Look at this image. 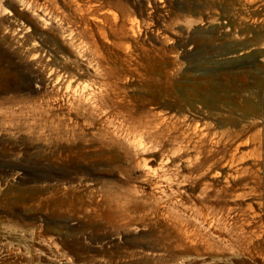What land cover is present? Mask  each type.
Masks as SVG:
<instances>
[{
    "label": "rangeland",
    "instance_id": "rangeland-1",
    "mask_svg": "<svg viewBox=\"0 0 264 264\" xmlns=\"http://www.w3.org/2000/svg\"><path fill=\"white\" fill-rule=\"evenodd\" d=\"M44 1L63 17L45 25ZM71 79L91 101L68 106L58 84ZM69 112L90 126L64 143ZM110 113L204 124L201 156L221 163L241 145L262 163L264 0H0V264H264L263 169L252 194L211 200L226 220L199 225L195 244L170 220L114 212L116 193L138 195L143 149L104 139L96 123Z\"/></svg>",
    "mask_w": 264,
    "mask_h": 264
},
{
    "label": "bare ground",
    "instance_id": "bare-ground-1",
    "mask_svg": "<svg viewBox=\"0 0 264 264\" xmlns=\"http://www.w3.org/2000/svg\"><path fill=\"white\" fill-rule=\"evenodd\" d=\"M44 3L45 11H40L39 17L45 25L52 23L54 18L63 17L56 7L45 1ZM6 19L14 23L16 29L22 33L31 29L32 21L28 18L23 21L7 11ZM24 43L28 48L37 46V42L30 37L25 39ZM58 89L69 92L67 103L70 107L74 104L80 105L83 101H91L93 98V89L85 81L72 79L62 81L58 84ZM68 109L72 111L71 108ZM96 125L103 128L105 140L119 145L117 140L122 139L134 149H143L136 159V165L142 170L141 179H138V195L116 193L109 199L113 211L125 215L136 209L146 217L170 220L176 229V236L185 240V243L188 242L187 244L194 241L199 225L212 227L226 220L225 210L211 200L223 196L240 199L252 194V190L245 187L249 175L254 172L253 169L264 171L263 159L262 163L259 161L251 165L246 163L247 156H243L241 145L235 146L231 153L224 155L221 163L213 162L212 156H201L204 151L207 154L201 140L210 134V130L204 124L196 123L193 126L183 119L174 120L165 115L156 119L146 115L125 119L118 114L110 113L102 117ZM88 126H90L88 115L75 117L69 112L67 118L64 117L60 122L59 133L63 142L67 143L70 133L79 137L81 131L83 132ZM145 138L159 144L161 148L149 151L144 142ZM65 150L68 152L69 148L66 147ZM73 156H77V161L81 156L84 159V155L76 151L73 152ZM125 156L131 157L126 151ZM48 175L50 177L49 173ZM217 184H221V187L217 188ZM211 190L214 193H210ZM248 208H252V205L248 204ZM231 210L232 207H228L226 211L231 214ZM232 218L233 216L227 217V219ZM188 247L186 246L187 249Z\"/></svg>",
    "mask_w": 264,
    "mask_h": 264
},
{
    "label": "water",
    "instance_id": "water-1",
    "mask_svg": "<svg viewBox=\"0 0 264 264\" xmlns=\"http://www.w3.org/2000/svg\"><path fill=\"white\" fill-rule=\"evenodd\" d=\"M236 52H240V50H237Z\"/></svg>",
    "mask_w": 264,
    "mask_h": 264
}]
</instances>
